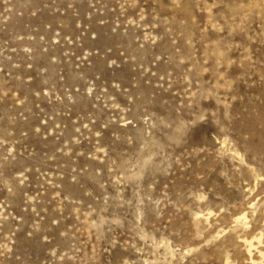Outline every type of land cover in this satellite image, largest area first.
I'll return each instance as SVG.
<instances>
[{"label":"rangeland","instance_id":"1","mask_svg":"<svg viewBox=\"0 0 264 264\" xmlns=\"http://www.w3.org/2000/svg\"><path fill=\"white\" fill-rule=\"evenodd\" d=\"M251 238L264 264V0H0V264Z\"/></svg>","mask_w":264,"mask_h":264},{"label":"bare ground","instance_id":"2","mask_svg":"<svg viewBox=\"0 0 264 264\" xmlns=\"http://www.w3.org/2000/svg\"><path fill=\"white\" fill-rule=\"evenodd\" d=\"M244 216H245V214L244 215H242V217H239L238 219H237V221L239 222V225H240V222H243V221H241V219H245L244 218ZM238 222H236V225H237V223ZM241 224H243V223H241ZM238 231V230H237ZM261 235H262V233H261ZM255 238V237H254ZM253 238V239H254ZM252 238H251V240L249 239V240H247V239H242V244H243V246H244V249H245V252H246V254L248 255V257H249V260L251 261V263L253 262V264H255V262L256 261H254V258H253V247H254V242L252 241L253 240ZM259 240V239H258ZM255 243H260V241H257V242H255ZM256 246V245H255ZM254 251H255V249H254ZM263 253V252H262ZM262 257V256H261ZM260 263V262H259ZM258 264V263H257Z\"/></svg>","mask_w":264,"mask_h":264}]
</instances>
